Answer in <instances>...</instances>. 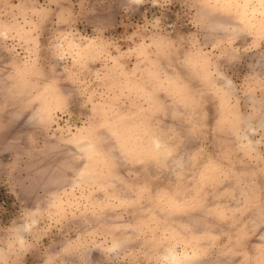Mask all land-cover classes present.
<instances>
[{
  "label": "rangeland",
  "instance_id": "obj_1",
  "mask_svg": "<svg viewBox=\"0 0 264 264\" xmlns=\"http://www.w3.org/2000/svg\"><path fill=\"white\" fill-rule=\"evenodd\" d=\"M0 264H264V0H0Z\"/></svg>",
  "mask_w": 264,
  "mask_h": 264
}]
</instances>
